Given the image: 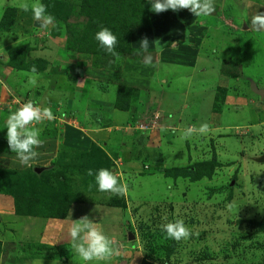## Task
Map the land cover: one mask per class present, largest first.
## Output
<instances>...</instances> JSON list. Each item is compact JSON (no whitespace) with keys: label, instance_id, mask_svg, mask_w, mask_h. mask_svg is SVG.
<instances>
[{"label":"rangeland","instance_id":"obj_1","mask_svg":"<svg viewBox=\"0 0 264 264\" xmlns=\"http://www.w3.org/2000/svg\"><path fill=\"white\" fill-rule=\"evenodd\" d=\"M192 11L208 27H130L112 60L79 40L92 18L183 26ZM54 86L85 119L47 108ZM108 87L122 113L101 108ZM88 122L103 141L56 140ZM0 136V264H264V0H0Z\"/></svg>","mask_w":264,"mask_h":264},{"label":"crops","instance_id":"obj_2","mask_svg":"<svg viewBox=\"0 0 264 264\" xmlns=\"http://www.w3.org/2000/svg\"><path fill=\"white\" fill-rule=\"evenodd\" d=\"M199 15L195 12H189V14L186 15V18H182V22L185 23V25L180 26V24L177 26L176 23L175 25H173V21H177V18H155V19H149V24L147 26H144L143 28H140V32L143 34H151V35H155V31L159 32V35L161 38H164L166 40L173 38L177 35V33H179L182 29L185 28L186 25L190 26V28L192 27V24L195 23V26L197 27V29H203L207 23V27H208V23L209 21L207 20H202L201 18H198ZM203 17V16H202ZM196 19L202 20L201 25H198V21ZM178 24V23H177ZM192 32V30H190ZM184 33V31H182ZM189 32V33H191ZM191 37V35H190ZM164 48H160V56H164L166 53V51L168 50H163ZM164 54V55H163ZM180 78H178L176 81H178ZM163 80V79H162ZM84 82V81H83ZM81 82V83H83ZM92 80L90 81L91 84ZM73 84V82H72ZM90 84H88L87 89L88 91H90L91 87ZM75 88V87H74ZM89 88V89H88ZM71 88H65V87H61V86H54V88L52 90H49V92L52 94L51 96V100H53L54 104L53 106H51V104L47 105L48 109H54V106H56L57 109L59 110H64L66 113L75 115L80 114L78 109L82 108L79 100H78V96H77V92L72 91L71 92ZM103 92V94L101 95H97L100 98V100L102 101V104L100 105L101 108L104 109V106H108L110 105V102L112 101V91L110 92V88L108 87L106 91H101ZM98 89H97V94L101 93ZM106 94H110L109 99H106ZM93 98V97H92ZM102 98H105V100H107L106 102H104L105 100H102ZM111 109L114 110V113L118 114V113H122V111H117L115 110V108H113L112 105H110ZM85 110V109H84ZM87 112V111H85ZM81 118L85 119V113L83 112L82 114L79 115ZM52 117V116H51ZM58 118L55 117V119ZM62 118V117H61ZM63 119V118H62ZM64 120V119H63ZM70 121H66V123H69ZM79 124H82V122H79ZM77 124L76 126V130H74L72 127L67 126L69 124H66L65 126L61 127L59 130V134L56 135L55 138H58L56 140H58L59 142L61 141V143H64L66 145L69 146H76L78 147V149H85L88 144L90 142H101L104 140V136H103V131L99 128L96 127L95 124L88 122L87 124H85L86 126L83 125H79ZM222 125H220L221 127ZM74 127V126H73ZM11 201L8 198H5L4 196H0V207L3 205H7L5 207H10ZM52 226H54V224L52 223ZM80 257L79 255H68V257L64 258V261L67 262H63L62 264H76V263H72L73 260H77L76 258ZM68 258V260H67ZM109 264V263H108Z\"/></svg>","mask_w":264,"mask_h":264},{"label":"trees","instance_id":"obj_3","mask_svg":"<svg viewBox=\"0 0 264 264\" xmlns=\"http://www.w3.org/2000/svg\"><path fill=\"white\" fill-rule=\"evenodd\" d=\"M144 14H139L134 16L132 18H144L142 22H139L137 20L131 21L128 25H121L116 27H108L106 24H103V20L92 18L90 24L87 26H84L83 33L79 37V40L82 39V41L86 40L88 42V46L85 47L86 51L93 52L94 55H99L101 59H104L107 57L108 59L112 60L115 56L122 55L124 52L128 50V29L133 26H147L149 24V20L144 17ZM101 18V17H100ZM78 40V41H79ZM86 44V43H85ZM78 49V48H77ZM80 49V48H79ZM81 50V49H80ZM117 90L114 107L120 110H126L128 108L127 101L130 94L129 89L121 88ZM8 149L7 143L1 139L0 136V151L6 152ZM20 151H23V149H20ZM207 166L202 168L205 164H198L194 165V170H197L199 167L204 169L207 173L213 170V168L217 165L214 161H209L206 163ZM32 167L26 166L24 168H8V172H13L16 174H26L28 172H31ZM17 203V198H15V204ZM16 206V205H15Z\"/></svg>","mask_w":264,"mask_h":264},{"label":"water","instance_id":"obj_4","mask_svg":"<svg viewBox=\"0 0 264 264\" xmlns=\"http://www.w3.org/2000/svg\"><path fill=\"white\" fill-rule=\"evenodd\" d=\"M253 85L254 84H251L252 90H254V92L258 93L259 95H262L263 91L261 89L255 88V86H253ZM255 160L259 161V162H263L264 161V154H262L261 156L257 157ZM129 237H131V236H129Z\"/></svg>","mask_w":264,"mask_h":264}]
</instances>
